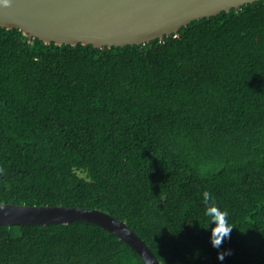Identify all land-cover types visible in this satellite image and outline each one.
<instances>
[{
    "label": "trees",
    "instance_id": "16d2710c",
    "mask_svg": "<svg viewBox=\"0 0 264 264\" xmlns=\"http://www.w3.org/2000/svg\"><path fill=\"white\" fill-rule=\"evenodd\" d=\"M0 168V204L102 210L161 264H264V0L124 47L0 27ZM205 190L233 227L219 249ZM0 264L146 263L75 221L0 225Z\"/></svg>",
    "mask_w": 264,
    "mask_h": 264
},
{
    "label": "water",
    "instance_id": "95a60500",
    "mask_svg": "<svg viewBox=\"0 0 264 264\" xmlns=\"http://www.w3.org/2000/svg\"><path fill=\"white\" fill-rule=\"evenodd\" d=\"M259 0H10L0 6V27L19 28L47 44L98 48L142 45L177 34L182 27ZM95 223L129 244L146 264H161L123 220L102 210L63 205L0 204V225Z\"/></svg>",
    "mask_w": 264,
    "mask_h": 264
},
{
    "label": "clouds",
    "instance_id": "9594fccd",
    "mask_svg": "<svg viewBox=\"0 0 264 264\" xmlns=\"http://www.w3.org/2000/svg\"><path fill=\"white\" fill-rule=\"evenodd\" d=\"M0 6L8 8L11 6L10 0H0ZM0 174H4V169L0 168ZM203 201L205 205V215L210 218V224L215 227L211 230V244L214 248L219 249L222 242L230 237L233 230L232 225L229 223V213L226 210H221L216 204L215 198L210 192L205 190L203 192ZM230 250L218 253L217 259L223 261L225 256L230 255Z\"/></svg>",
    "mask_w": 264,
    "mask_h": 264
}]
</instances>
